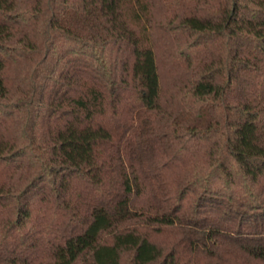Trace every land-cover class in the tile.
I'll return each mask as SVG.
<instances>
[{
  "label": "trees",
  "instance_id": "1",
  "mask_svg": "<svg viewBox=\"0 0 264 264\" xmlns=\"http://www.w3.org/2000/svg\"><path fill=\"white\" fill-rule=\"evenodd\" d=\"M0 264H264V0H0Z\"/></svg>",
  "mask_w": 264,
  "mask_h": 264
}]
</instances>
